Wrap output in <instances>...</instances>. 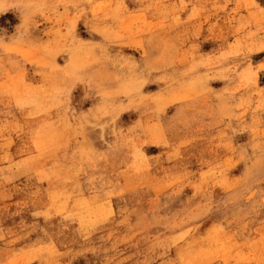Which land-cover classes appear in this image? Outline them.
<instances>
[{
  "label": "rangeland",
  "instance_id": "1",
  "mask_svg": "<svg viewBox=\"0 0 264 264\" xmlns=\"http://www.w3.org/2000/svg\"><path fill=\"white\" fill-rule=\"evenodd\" d=\"M0 264H264V0H0Z\"/></svg>",
  "mask_w": 264,
  "mask_h": 264
}]
</instances>
